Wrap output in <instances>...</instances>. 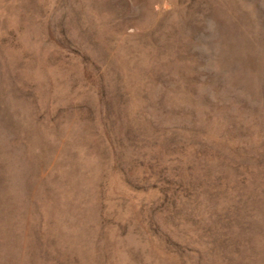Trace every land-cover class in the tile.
Returning <instances> with one entry per match:
<instances>
[{
  "label": "rangeland",
  "instance_id": "obj_1",
  "mask_svg": "<svg viewBox=\"0 0 264 264\" xmlns=\"http://www.w3.org/2000/svg\"><path fill=\"white\" fill-rule=\"evenodd\" d=\"M0 264H264V0H0Z\"/></svg>",
  "mask_w": 264,
  "mask_h": 264
}]
</instances>
